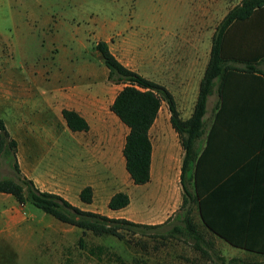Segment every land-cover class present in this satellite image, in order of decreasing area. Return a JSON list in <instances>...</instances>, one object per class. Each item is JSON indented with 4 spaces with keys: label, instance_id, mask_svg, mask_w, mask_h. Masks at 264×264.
<instances>
[{
    "label": "rangeland",
    "instance_id": "rangeland-1",
    "mask_svg": "<svg viewBox=\"0 0 264 264\" xmlns=\"http://www.w3.org/2000/svg\"><path fill=\"white\" fill-rule=\"evenodd\" d=\"M240 1L0 0V116L9 125L11 132L15 130L16 133H13L17 134L19 139L24 116L26 121H57L61 112L54 104L53 85L57 78H62L61 64L57 63L58 56L66 51L74 55L82 53L92 56V44L109 39L114 44L116 55L123 56L127 59L129 68L147 78L161 83L172 82L171 67H179L178 74L183 73L188 81L184 95L179 88L174 90L175 99L181 117L186 119L192 113L199 83L209 60L213 32L229 9ZM171 32L177 38L189 33L200 45L190 46L187 58L173 57L170 47L164 43ZM155 47L160 53L157 65L150 62L151 51ZM96 59L100 61L99 58ZM93 80L95 85H106L114 92L122 88V85L105 80L103 75L96 77L94 74ZM81 81V75L79 78H73L74 84L80 85ZM173 83H176V80ZM111 92L113 94V91ZM34 98L37 103L26 104ZM209 100L205 116L207 126L214 118L218 102L217 91ZM14 104H18L17 108H14ZM109 107V103H103L93 111L100 115L104 128H108L116 147V151L114 148L112 152L116 154L128 129ZM158 119L170 120L166 104L160 109ZM93 130V133H99L100 127L93 126ZM125 172L110 175L107 191L112 193L124 190L130 193L133 201L126 210L129 211L127 215L131 216L129 218H138L146 209V203L154 205L163 202L167 205L173 200L164 189L156 190L151 197L146 193L147 188L128 185V173ZM6 177L16 179L15 170L9 158L0 156V179ZM169 177L175 179L176 174L172 173ZM95 179L98 184L100 177L96 176ZM10 196L13 197L0 194V231L4 229L1 211L5 209ZM104 200L105 195L98 191L95 202L97 208L102 207ZM181 203L182 187L179 185L178 198L170 207H159L152 216L148 215L154 224L169 221L164 229L159 230L164 236L151 230L147 235H127L125 239L111 235H95L91 231H84L69 224L58 226L53 222L59 223V220L31 205L34 210L45 214L47 220H43L41 228L44 229L40 230L44 231V235L35 240L18 241H28L31 246L61 247L65 252L67 264H119L116 256L136 264H217L221 263V257L227 261L231 257L230 253L222 241L204 227L197 206H194L193 218L198 230L204 235V242L200 246H197L194 238L186 232L166 235L167 229L180 223L183 215ZM81 238L83 246L80 244ZM7 242V239L0 237V250L7 248ZM98 246L105 248L103 253L99 252ZM230 248L236 251L235 248ZM91 249L96 251L91 253ZM241 258L249 263L264 264V256L242 255ZM6 259L5 253L1 251L0 264H11Z\"/></svg>",
    "mask_w": 264,
    "mask_h": 264
},
{
    "label": "crops",
    "instance_id": "crops-1",
    "mask_svg": "<svg viewBox=\"0 0 264 264\" xmlns=\"http://www.w3.org/2000/svg\"><path fill=\"white\" fill-rule=\"evenodd\" d=\"M259 15L264 18V10ZM106 41L113 54L127 66V59L125 60L123 56L118 57L114 52L113 42L109 39ZM164 43L170 47L171 55L179 56L180 59L189 56L190 46L200 45V42L196 38L192 39L189 33L177 38L173 32L167 35ZM94 45L95 43L92 44V51ZM159 54L157 47L152 48L150 62L153 65L158 64ZM57 63L61 64L62 78H57L53 85L54 104L60 108V112L63 108L76 110L86 118L90 128L88 131H71L62 114L57 121L49 119L45 122L38 119L26 121V116L23 115L21 121L23 129L19 139L15 130L13 129L15 133L11 132L9 125L6 124L10 134L18 142L17 157L22 173L32 179L39 189L57 193L81 209L99 212L109 217H125L140 223L154 224L148 215L152 216L159 207H170L172 202L177 200L179 185L181 186L184 150L171 121L159 120L157 117L150 129L153 143L151 180L139 186L147 188L146 193L151 197L156 190L164 189L173 200L167 205L163 202L154 205L146 203V209L138 218H129L131 216L127 215L129 211L126 210L133 201L130 193L125 191L131 198L130 204L125 208L113 210L109 208L108 202L117 191L112 193L107 191L110 175L127 171L123 155L125 138L119 152L117 150L114 154L112 151L114 148L116 151V147L111 140L110 132L108 128H104L100 115L93 111L103 103H109L110 106L118 93L106 85H95L93 80L94 74L96 77L103 75L105 80H108L109 70L93 54L74 55L66 51L58 56ZM256 67L264 71V57L257 61ZM178 71L179 67L173 68L172 65L170 77L172 82L156 81L165 85L174 96L176 88L185 94L188 81L187 77L183 73L178 74ZM80 75L81 84H74L73 78L75 76L79 78ZM174 80L176 83H173ZM230 94L232 97L227 109L216 121L212 137L208 141V133L214 118L200 140L198 164L202 194L200 210L217 233L205 226L207 231L222 241L231 255L230 258L242 255L264 256V84L255 87L240 83L237 87H231ZM209 101L208 99V104ZM27 103L35 104L37 100L34 98ZM14 105V108H17L18 104ZM216 111L217 109L215 114ZM93 126H99L100 132L93 133ZM127 129L129 131L128 127ZM172 173L176 174L175 179L169 177ZM96 176L100 177L98 184ZM127 183L135 185L129 173ZM86 185H91L94 189L91 203H84L79 196L81 189ZM98 191L105 195L101 208H97L95 204ZM1 212L4 229L0 231V237L7 239L8 242L7 248L0 250V253L1 251L5 253L8 262L67 264L65 252L61 247L31 246L28 245V241H18L35 240L38 236H43L44 231L40 230L44 229L41 228L43 220H47L45 214L34 210L31 204H21L14 196H10L5 209ZM53 223L58 226L66 224L61 221ZM229 239L240 245H233Z\"/></svg>",
    "mask_w": 264,
    "mask_h": 264
},
{
    "label": "trees",
    "instance_id": "trees-1",
    "mask_svg": "<svg viewBox=\"0 0 264 264\" xmlns=\"http://www.w3.org/2000/svg\"><path fill=\"white\" fill-rule=\"evenodd\" d=\"M262 10L264 0H241L229 9L217 24L197 98L191 115L186 119L181 117L175 96L165 85L123 64L111 51L108 41L99 40L93 47L92 54L100 60L104 59L103 63L109 70L108 81L122 85L110 105V110L129 128L123 155L126 170L135 185H143L151 180L153 143L150 129L162 105H167L171 124L180 137L184 155L180 174L182 187L180 208L183 215L179 224H174L166 230V235L186 232L194 238L197 246L204 242V235L194 221L193 210L194 206H197L199 212L202 203L198 170L199 146L207 128L205 115L208 99L217 90L219 100L214 122L208 133L209 141L216 121L227 109L232 97L231 87H237L240 83L255 87L264 84V71L256 67L257 61L264 57V18L259 15ZM61 114L71 131L89 130V122L76 110L63 108ZM17 147V140L12 137L4 118L0 116V156L10 159L16 174V179L9 177L0 179V193L11 194L21 204H31L63 223L91 231L95 235H111L125 239L127 235L138 233L147 235L151 230H155L159 235H165L159 230L164 229L169 221L145 224L125 217H109L99 212L81 209L57 193L39 189L32 179L22 173ZM79 196L84 203H91L94 198L93 187L84 186ZM130 202L131 198L127 192L117 191L111 196L108 206L118 210L127 207ZM199 215L204 227L207 226L217 233L209 225L201 210ZM228 241L235 246L240 245L230 239ZM80 244L83 246L82 238ZM97 248L100 253L105 249L102 246ZM94 251L96 249L90 250L91 253ZM220 259L221 263L217 264H258L246 262L241 257H232L227 261L222 257ZM116 260L119 264H136L126 262L120 256H116Z\"/></svg>",
    "mask_w": 264,
    "mask_h": 264
},
{
    "label": "water",
    "instance_id": "water-1",
    "mask_svg": "<svg viewBox=\"0 0 264 264\" xmlns=\"http://www.w3.org/2000/svg\"><path fill=\"white\" fill-rule=\"evenodd\" d=\"M102 62H104V59H101Z\"/></svg>",
    "mask_w": 264,
    "mask_h": 264
}]
</instances>
